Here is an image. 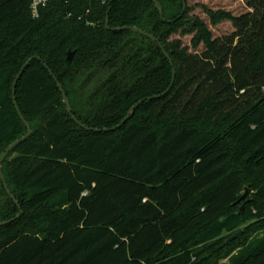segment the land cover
I'll list each match as a JSON object with an SVG mask.
<instances>
[{
    "label": "trees",
    "instance_id": "1",
    "mask_svg": "<svg viewBox=\"0 0 264 264\" xmlns=\"http://www.w3.org/2000/svg\"><path fill=\"white\" fill-rule=\"evenodd\" d=\"M31 1L0 0V155L26 133L12 83L32 58L15 86L32 133L2 163L22 212L0 180V264H264V0L209 11L234 27L220 37L187 3L177 19L181 0H158L164 20L152 0H47L37 17Z\"/></svg>",
    "mask_w": 264,
    "mask_h": 264
},
{
    "label": "water",
    "instance_id": "2",
    "mask_svg": "<svg viewBox=\"0 0 264 264\" xmlns=\"http://www.w3.org/2000/svg\"><path fill=\"white\" fill-rule=\"evenodd\" d=\"M154 5H155V8L158 10L160 16L162 17V19L164 20L165 18L163 17V11H162V6L161 4L159 3L158 0H152ZM182 1V10H181V13L180 15L177 17V19H179L183 13L185 12V9H186V0H181ZM105 25L107 28H109L108 26V14L106 15V18H105ZM128 29L130 30H133L135 32H138L140 33L141 35H144L148 38H150L151 40L155 41L158 46L160 47V49L162 50V53L167 57V59L170 61L171 63V60H170V57H169V54L164 50L163 46L161 45V43L157 40V38L155 36H153L152 34L140 29V28H137V27H128ZM73 55V51H68L67 53V59L70 60L71 57ZM37 60H41L40 57L36 56L35 57ZM32 60V58H29L25 63L24 65L21 67L20 71L18 72V74L15 76V79L13 80V83H12V99H13V104H14V108L16 110V113L19 117V119L23 122L24 126L26 127V133L19 137L18 139L14 140L12 143H10L7 148L4 150V152L0 155V180L2 182V186L6 192V194L9 196V198L13 201V203L17 206V208L19 209V212L18 214L16 215L15 218H18L20 215H21V206L18 202V200L16 199V197L14 196V194L12 193V191L10 190V188L8 187V184L6 182V179L4 177V174H3V171H2V163L4 161V159L6 158V156L9 154V152H11L20 142L24 141L25 139H27L31 133H32V128H31V125L29 124V122L25 119V117L23 116V114L21 113L20 109H19V106L16 102V99H15V86H16V83L19 79V77L21 76L22 72L24 71V69L26 68V66L30 63V61ZM43 65L48 69L49 73L51 74V71L49 70V68L47 67V65L45 63H43ZM172 73H173V78L174 79V74H175V69H172ZM54 81L56 82V85L57 87L59 88L60 92H61V95H62V98H63V103L65 104L66 106V109H67V112L69 113L70 117L78 124H80L81 127L87 129V130H91V131H96V132H100L101 129L99 128H90V127H87L86 125L84 124H81L77 118L72 114L71 112V108H70V103H69V99L65 93V91L63 90L62 88V85L56 80V78L52 75ZM144 100V99H143ZM143 100H140L138 101L137 103H135L131 108L130 110L128 111V113L126 114V116L122 119V121L111 127L110 130H114L118 127H120L121 125H123L127 120L128 118L130 117V115L133 113L134 109L141 103L143 102ZM247 193V189H245V192L244 194L240 197V199H243L245 197ZM243 207H240V210H242ZM9 222V221H8ZM6 224V222H0V225H4ZM241 234H242V231L239 230L237 231L236 233H234L232 236L229 237L228 241H231V240H234V239H239L241 237Z\"/></svg>",
    "mask_w": 264,
    "mask_h": 264
},
{
    "label": "rangeland",
    "instance_id": "3",
    "mask_svg": "<svg viewBox=\"0 0 264 264\" xmlns=\"http://www.w3.org/2000/svg\"><path fill=\"white\" fill-rule=\"evenodd\" d=\"M187 6L190 7V12L188 13L189 17H197L202 19L208 29L211 31L213 37H220L226 34H230L234 31V27L229 20H223L219 23L211 24L209 11H224L229 12L233 16H238L242 13H245L250 10L247 6V0H186ZM174 38L181 39L183 45L187 46L191 52H200L203 49V45H198L194 48L191 45V35L181 36L179 34L173 35ZM248 194V190L246 196ZM245 203L239 204L237 207L245 208ZM227 262V259L220 260L218 264H224Z\"/></svg>",
    "mask_w": 264,
    "mask_h": 264
},
{
    "label": "built area",
    "instance_id": "4",
    "mask_svg": "<svg viewBox=\"0 0 264 264\" xmlns=\"http://www.w3.org/2000/svg\"><path fill=\"white\" fill-rule=\"evenodd\" d=\"M46 3H47V0H32L31 5H30L32 16L37 17L39 14L40 7L45 6Z\"/></svg>",
    "mask_w": 264,
    "mask_h": 264
}]
</instances>
